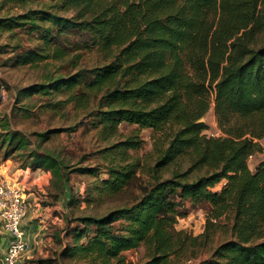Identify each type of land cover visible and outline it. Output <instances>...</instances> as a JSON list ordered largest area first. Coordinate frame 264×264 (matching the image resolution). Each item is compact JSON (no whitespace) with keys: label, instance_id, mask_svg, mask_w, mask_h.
Returning <instances> with one entry per match:
<instances>
[{"label":"trees","instance_id":"trees-1","mask_svg":"<svg viewBox=\"0 0 264 264\" xmlns=\"http://www.w3.org/2000/svg\"><path fill=\"white\" fill-rule=\"evenodd\" d=\"M33 1L0 0V6ZM59 1L72 15L28 8L0 16V33L25 29L53 44L44 53L23 51L18 60L63 58L67 51L61 40L76 35L84 49L95 48L107 62L69 74L47 73L21 92L58 97L54 110L70 104L86 116L96 115L93 126H99L104 140L122 122L159 136L147 182L138 181L139 161L129 160V151L141 146L138 136L100 148L102 163L74 169L106 175L97 179L95 191L87 188L85 200L135 194L133 187L140 193L102 214L70 219L79 223L72 242L60 237L64 245L35 262L126 264L123 252L143 245L147 259L141 264H172V258L193 256L211 242L216 226L230 237L191 264H264V161L254 168L248 164L264 137V0ZM211 104L223 135L203 133L208 126L199 119ZM38 135L43 139L47 132ZM0 146L7 147L4 158L14 148L25 150L33 170L50 172L62 193L71 169L57 155L30 147L18 131L1 133ZM171 166L170 175L163 176ZM187 202L208 205L198 235L174 227L186 215ZM222 219L226 222L219 224Z\"/></svg>","mask_w":264,"mask_h":264},{"label":"rangeland","instance_id":"rangeland-1","mask_svg":"<svg viewBox=\"0 0 264 264\" xmlns=\"http://www.w3.org/2000/svg\"><path fill=\"white\" fill-rule=\"evenodd\" d=\"M28 8H44L62 16L72 15L71 10L60 6L59 0H37L24 6H15L14 4L0 6V16L20 13ZM59 46L67 51L63 58L55 59L51 56L43 61L23 63L18 60V54H22L26 50L44 53L47 48L51 50L53 44L41 40L37 33H30L25 29H17L14 33H0V134L7 131H18L29 139L30 147H36L39 151H50L62 159L71 169L64 190L62 193H58L57 180L51 176L50 172L45 174L46 172L41 170L32 174L31 160L26 157L23 149L14 148L11 150L10 156L4 158V151L7 147L0 146V165L4 164L5 167L7 164L9 168L19 169L18 173L21 177L24 176L25 179H28L30 176L32 179L35 178L36 183L42 184V188L31 187L30 191L40 197L41 201L38 200L40 206L48 209V212L42 210L43 214L50 218L45 227L54 229V232L58 234L57 239L60 238L58 231H65L61 239H64L66 243H71L73 229L79 223L71 222L70 219L86 214H102L124 202L130 203L134 198L133 195L136 196L140 193V189L133 187L135 194L126 192L115 197H103L98 200L96 198L94 201L90 200L91 198L85 200L86 197H89L87 188L95 191L97 179L104 178L106 175L100 172V178H98L79 173L74 169L102 163L101 154L98 152L100 148L124 140L129 136H138L142 140L141 146L135 151H129V160L139 161L138 181L147 182L151 177V166L157 155L154 139L159 136V133H154L149 128H139L135 124L122 122L118 126L117 133L108 140H104L103 135L99 132V126H93V122L99 121V117L96 115L86 116L88 112L75 110L70 104L65 108L56 105V110H54L52 103L58 97L50 100L48 96H26L22 93V88L42 81L47 73L51 75L69 74L81 68L87 69L107 62L104 55L95 48L84 49L76 35L70 36L69 40H61ZM202 119L208 126L203 132L205 135H223L217 126L212 104ZM68 127H71L72 130H69ZM42 132H47V136L43 139L38 135ZM163 137L160 135V139ZM259 143L261 145L260 152L254 153L248 159L251 168L264 161V137L259 140ZM172 168L171 166L162 171V175L169 176ZM2 169L5 170V168ZM31 175L33 177L35 175V177L33 178ZM194 176L195 173L192 177ZM221 185L219 184L217 189ZM23 189L26 192V188ZM43 190L47 192L46 197L43 195ZM64 195H67L66 198ZM69 195L71 201L68 200ZM185 206L187 208L186 215L178 218L174 227L186 232L187 235H198L203 231L208 205L198 203L193 206L187 202ZM55 216L61 220L58 227L57 224L51 222V218ZM217 222L225 223L226 219ZM214 228L216 231L211 242L203 248L197 249L193 256L172 258V264H191L209 257L218 243L230 237V232L226 228H217L216 226ZM123 256L126 264H141L147 259V252L141 245L135 249L124 251ZM52 264H81V262L65 259L55 260Z\"/></svg>","mask_w":264,"mask_h":264},{"label":"crops","instance_id":"crops-1","mask_svg":"<svg viewBox=\"0 0 264 264\" xmlns=\"http://www.w3.org/2000/svg\"><path fill=\"white\" fill-rule=\"evenodd\" d=\"M2 168H5V170ZM41 170L43 169L33 170L32 174H35ZM18 171L19 169L9 168V165L7 164L5 167L4 164L0 165V179L15 182L22 188H26L25 196L30 202L29 210L21 220V227L24 230L25 239L28 241L30 248L17 260L16 264H38L35 262V260L52 257L54 251L60 249V247L64 245V241H61L60 244L57 239V232H54V229H46L45 224L50 218L47 217L46 214L44 215L42 210L47 211L48 209L40 206L38 201H41V199H39L40 197H37L34 192L30 191L31 187L42 188V184L36 183L34 180L35 175L34 177L31 175L34 179H32L30 176H28V179H25L24 176H20ZM45 172V174L49 173L48 171ZM29 178L31 179L29 180ZM34 191L36 192V189H34ZM43 192V195L46 197L47 192L44 190ZM66 196L67 195H64L65 198ZM60 216L63 215L60 214ZM51 222L53 224H57L56 226L58 227L61 223V220L57 219V216H55L51 218ZM60 237H62V233H60ZM10 238V235L4 230L0 221V261L4 256V252Z\"/></svg>","mask_w":264,"mask_h":264},{"label":"built area","instance_id":"built-area-1","mask_svg":"<svg viewBox=\"0 0 264 264\" xmlns=\"http://www.w3.org/2000/svg\"><path fill=\"white\" fill-rule=\"evenodd\" d=\"M29 207L30 202L21 186L0 179V221L11 237L0 264H16L17 260L29 250V243L21 227V220Z\"/></svg>","mask_w":264,"mask_h":264},{"label":"water","instance_id":"water-1","mask_svg":"<svg viewBox=\"0 0 264 264\" xmlns=\"http://www.w3.org/2000/svg\"><path fill=\"white\" fill-rule=\"evenodd\" d=\"M202 120H203L202 118L199 119V121H202Z\"/></svg>","mask_w":264,"mask_h":264}]
</instances>
